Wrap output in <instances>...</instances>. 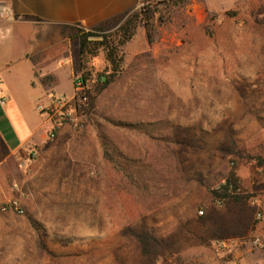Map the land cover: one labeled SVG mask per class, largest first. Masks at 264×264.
<instances>
[{"label": "rangeland", "instance_id": "obj_1", "mask_svg": "<svg viewBox=\"0 0 264 264\" xmlns=\"http://www.w3.org/2000/svg\"><path fill=\"white\" fill-rule=\"evenodd\" d=\"M148 4L154 43L139 24L119 46V26ZM82 33L117 48L100 95L111 66L105 49L80 55ZM59 34L93 106L82 131L66 127L52 164L8 183L3 204L17 200L23 215L0 205V263L162 264L131 237L146 229L165 242L167 264H264V0H141L103 31ZM58 91L69 97L71 83ZM103 140L126 170L103 159ZM230 172L244 200L218 206L210 192Z\"/></svg>", "mask_w": 264, "mask_h": 264}, {"label": "crops", "instance_id": "obj_2", "mask_svg": "<svg viewBox=\"0 0 264 264\" xmlns=\"http://www.w3.org/2000/svg\"><path fill=\"white\" fill-rule=\"evenodd\" d=\"M0 205L8 196V183L25 184L42 167L64 151L68 130L53 141L36 111L48 93L58 91L65 79L73 87L78 67L68 51L61 30L80 27L85 32L109 25L133 12L139 0H0ZM4 34H8L7 39ZM43 39L39 42L38 35ZM71 96V95H70ZM36 151L35 161L28 159ZM28 173V174H27ZM11 201V200H10ZM9 202V201H8ZM4 205V204H3ZM1 264V263H0Z\"/></svg>", "mask_w": 264, "mask_h": 264}, {"label": "trees", "instance_id": "obj_3", "mask_svg": "<svg viewBox=\"0 0 264 264\" xmlns=\"http://www.w3.org/2000/svg\"><path fill=\"white\" fill-rule=\"evenodd\" d=\"M139 4H141V0H139ZM141 17L139 15L127 18L118 28L120 41L119 46H123L128 41L132 39L134 36L135 29L137 25L141 24L145 30L147 43L152 45L154 43L153 33L154 28L151 24V20L153 19L154 11L150 10V4L142 7L140 9ZM143 15V17H142ZM106 26H101L96 31H103ZM89 37H101L95 34L90 33H82L79 37V49L80 55L89 54L91 56L95 55V52L98 48L105 49L106 51V60L111 66V73L109 75H101L97 77L95 83V95H100L104 92L113 81L114 76H116L119 69V62L117 60V48L109 46L103 38V41H90ZM81 79L83 82L88 81V74L81 73ZM103 79V82L100 83L99 79ZM89 108L91 109L93 106L94 98L90 96L89 93ZM103 148V159L110 163L114 169L117 170H126V166H129L130 162L126 161L121 155L115 153L110 144H108L105 140L102 141ZM227 154H232L227 152ZM231 188L233 195L228 194V190ZM239 184L238 179L234 172H230L226 178L225 185L221 187L220 191H211V196L214 201L216 200H232L236 203L242 202L244 198L240 196L239 192ZM36 228V227H35ZM38 232V229H37ZM40 235V233L38 232ZM131 237L138 243L141 256L144 258H149L153 260H160L162 264H167L166 255H167V246L164 241L155 238L152 233L146 229H142L138 232H134L131 234ZM40 238V237H39Z\"/></svg>", "mask_w": 264, "mask_h": 264}, {"label": "built area", "instance_id": "obj_4", "mask_svg": "<svg viewBox=\"0 0 264 264\" xmlns=\"http://www.w3.org/2000/svg\"><path fill=\"white\" fill-rule=\"evenodd\" d=\"M5 6L3 2L0 1V13H5ZM81 73H78L73 78L72 94L69 97L55 95L53 93H48L45 96L44 101L40 102L35 111L45 119L48 124L49 129L46 133L47 141H53L59 131L63 128H73L77 131H82L84 129L83 118L85 113L89 110V93L90 86L89 81L83 82L81 79ZM102 83L103 79H99ZM37 157L36 151H29L28 159L34 160ZM225 185L223 181L219 186H217L213 191H220L221 187ZM228 194L233 195L231 188H229ZM238 193V191L236 192ZM221 200H216V205H221ZM2 212H14L19 216L23 215V209L20 207L17 200H11L1 207ZM202 212H199V216H202ZM257 220H261V215H257ZM258 243V240H256Z\"/></svg>", "mask_w": 264, "mask_h": 264}, {"label": "water", "instance_id": "obj_5", "mask_svg": "<svg viewBox=\"0 0 264 264\" xmlns=\"http://www.w3.org/2000/svg\"><path fill=\"white\" fill-rule=\"evenodd\" d=\"M90 41H102L103 38L102 37H89Z\"/></svg>", "mask_w": 264, "mask_h": 264}]
</instances>
